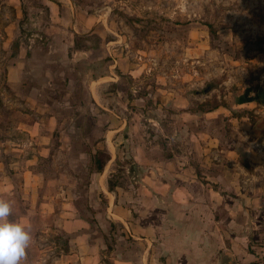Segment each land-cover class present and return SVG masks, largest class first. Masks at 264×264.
<instances>
[{"label": "rangeland", "instance_id": "obj_1", "mask_svg": "<svg viewBox=\"0 0 264 264\" xmlns=\"http://www.w3.org/2000/svg\"><path fill=\"white\" fill-rule=\"evenodd\" d=\"M59 1L72 2L98 21L95 32L80 35L88 38L82 44L91 45L92 52L72 53L48 45V7L41 0H22L25 10L17 18L15 40H34L37 45L35 61L27 69L28 87L13 93L6 78L10 61L0 64V147L24 146L30 132L19 125L23 121L44 119L41 132L51 133L52 155L34 166L38 177L32 180L28 199L21 200L20 189L3 197L12 202L13 218L30 209L32 236H37L31 241L57 246L53 257L87 242L94 251L83 259L87 264H157V255L142 258L149 245L142 239L141 222L130 219L129 233L113 218L108 204L116 197L124 213L127 205L137 216L149 209L152 221L147 217L146 222L157 224V200H151L142 185H153L155 178L136 166L132 150L144 136L151 141L146 149L157 154V135L167 144L165 135L178 131L186 136L172 145L179 151L193 149L198 134L205 142L212 133L237 150L242 172L236 175L238 192L231 195L240 200L225 207L234 219L226 221V230L249 251H264V103L258 98L264 86V0ZM7 6L0 4L2 35L16 18ZM29 144L27 151L34 154L38 143ZM99 148L111 154L102 173L93 169V153ZM18 153L0 157L21 162ZM21 178L15 174L17 182ZM109 182L118 187L111 189ZM34 194L38 202L32 200ZM45 201L51 207L43 210ZM53 208L86 221L81 227L66 220V229H61L58 216L49 212ZM47 234L48 239L40 237ZM148 234L157 254V232ZM31 249L22 263L33 259Z\"/></svg>", "mask_w": 264, "mask_h": 264}, {"label": "crops", "instance_id": "obj_2", "mask_svg": "<svg viewBox=\"0 0 264 264\" xmlns=\"http://www.w3.org/2000/svg\"><path fill=\"white\" fill-rule=\"evenodd\" d=\"M0 1V4H7V7H12V10L16 12V18L11 19L10 24L5 26L4 35L0 33V64L9 59L6 73L7 85L13 93L18 94L28 87L27 69L32 61H35L37 45L34 40H31V43L27 40H15L20 29L18 19L21 18L25 10L22 0ZM41 1L48 7L51 18L46 34L52 37V41L48 45L54 46L55 43L61 49L67 48L72 53L82 54L89 51L90 49L77 50L75 39L77 35L95 32L94 27L98 21L92 19L91 15L78 11L72 2L69 5L68 3L61 4L59 0ZM61 34L63 37L59 36ZM55 39L58 40L55 41ZM16 46H18V52L15 55L13 52ZM47 61L50 62V59ZM42 78L43 82L46 80L45 84L49 82L48 75H44ZM35 90L32 89L30 92L33 93ZM206 114L211 113L207 112ZM43 120L32 121L30 124H26V121L20 122L19 125L24 126V131L30 132L29 136L23 139L25 144L22 148L12 147L10 144L8 147H0V156L8 154V152L19 151V157H22L21 162H6L0 157V198L4 197L5 192L13 194L14 189H20L23 192L21 200L28 199L29 190L34 187L32 180L38 177L37 174L33 173L34 166L38 163V159L49 158L52 155L49 143L51 133L41 132L43 131ZM46 124L47 128L51 126L50 121H47ZM31 127L37 131L31 133ZM166 130L163 128L164 133ZM209 133H211L210 130ZM198 135L200 138L197 136L193 140V149L187 151H179L172 146L174 142L186 137L178 131L177 135L170 133V131L165 135L166 138H169L166 140L168 145L165 140L162 141L157 135V154L146 149V144L151 141L144 136L138 137L136 141L133 135H130L131 139L124 135L125 140L137 142L132 150V158L136 166L145 169L146 175L152 174L155 178L153 185L149 183L142 185L150 193L151 200L152 198L157 200V224L156 222H146L147 217L152 221L149 209L148 211L141 210L142 214L137 216L133 213L132 208L126 205V213H124L122 211L124 207L116 204V197L109 200L108 208L111 210L113 218H119L129 233H132L129 226L130 219L137 223L141 222L142 239L149 245L142 254L143 259L145 256H153L154 258V255H157V264H248L255 259L259 251L256 253L249 251L237 235L226 230V221L234 219L226 214L225 207L230 206L233 202H236L235 205H239L238 201L240 200L231 195V192L236 194L240 186L236 178V175L242 172V169L237 165L240 155L236 149L232 148L227 139L222 144L221 140L211 136H219L220 139H223L224 137L222 138L220 134H208L207 138H204L205 142L202 141V135ZM5 142L4 140L2 142L4 146ZM8 142L12 143V139H9ZM34 142H37L38 146L34 148L35 153L32 154L27 151V145ZM9 147L12 151L9 150ZM98 151L108 153L111 159L110 152L101 148L95 149L93 156ZM93 169L95 168L93 167ZM103 170L95 171L102 173ZM18 173L22 175L21 184L15 179V174ZM116 187L118 184L114 185V188ZM37 196L38 194H34L32 200L35 199V202H38ZM45 206L50 208L51 204L45 201L43 210ZM112 206L115 212L112 211ZM148 206L150 207V205ZM29 211L30 209L25 208L15 218L23 219L32 228L33 224ZM49 212L58 216L59 222L61 221L58 226L61 229H66L64 224L67 222L66 220L72 223L71 226L81 224L79 225L81 227L82 223L86 221L80 215L67 217L66 211L57 212V209L54 208ZM155 231L157 232V254L154 248L151 250L152 239L147 236L148 233L152 236ZM72 232L71 229V234ZM36 237V235L35 237L32 236V240L36 241ZM40 237L48 239L49 235H43V237L40 235ZM73 240L76 243L79 242V235L73 236ZM30 247L32 248L33 259L30 263L25 261L22 264H87L84 263L83 259L90 258L94 252L87 242L85 245L81 243L78 247L71 248L68 252H57L55 257L52 254L54 250L58 251L57 246L43 247L31 241ZM74 256L76 259L71 260Z\"/></svg>", "mask_w": 264, "mask_h": 264}, {"label": "clouds", "instance_id": "obj_3", "mask_svg": "<svg viewBox=\"0 0 264 264\" xmlns=\"http://www.w3.org/2000/svg\"><path fill=\"white\" fill-rule=\"evenodd\" d=\"M31 240L29 225L13 218L12 202L0 198V264H22Z\"/></svg>", "mask_w": 264, "mask_h": 264}, {"label": "trees", "instance_id": "obj_4", "mask_svg": "<svg viewBox=\"0 0 264 264\" xmlns=\"http://www.w3.org/2000/svg\"><path fill=\"white\" fill-rule=\"evenodd\" d=\"M87 40H88L87 37L83 38L82 36L77 35L75 39V48L77 50L90 49L91 45H85V43L82 44V41H87ZM17 52H18V46L14 48L13 53L16 55ZM92 158H93V167L95 168V170L102 171L104 166L107 163V160L110 159V155L108 153H105L104 151H98L97 154H95ZM114 185H116V183L111 184V189L112 187H114ZM254 261L255 259L251 261L250 263Z\"/></svg>", "mask_w": 264, "mask_h": 264}, {"label": "built area", "instance_id": "obj_5", "mask_svg": "<svg viewBox=\"0 0 264 264\" xmlns=\"http://www.w3.org/2000/svg\"><path fill=\"white\" fill-rule=\"evenodd\" d=\"M249 264H264V251H259L256 254L255 261Z\"/></svg>", "mask_w": 264, "mask_h": 264}, {"label": "water", "instance_id": "obj_6", "mask_svg": "<svg viewBox=\"0 0 264 264\" xmlns=\"http://www.w3.org/2000/svg\"><path fill=\"white\" fill-rule=\"evenodd\" d=\"M258 95H259L261 103H264V86L259 89Z\"/></svg>", "mask_w": 264, "mask_h": 264}, {"label": "flooded vegetation", "instance_id": "obj_7", "mask_svg": "<svg viewBox=\"0 0 264 264\" xmlns=\"http://www.w3.org/2000/svg\"><path fill=\"white\" fill-rule=\"evenodd\" d=\"M258 98H259V95H258ZM260 99V98H259Z\"/></svg>", "mask_w": 264, "mask_h": 264}]
</instances>
